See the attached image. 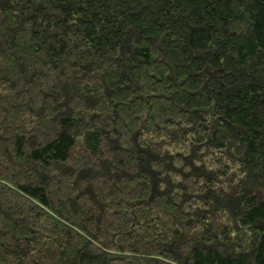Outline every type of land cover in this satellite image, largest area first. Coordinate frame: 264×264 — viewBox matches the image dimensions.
<instances>
[{"label":"trees","instance_id":"obj_1","mask_svg":"<svg viewBox=\"0 0 264 264\" xmlns=\"http://www.w3.org/2000/svg\"><path fill=\"white\" fill-rule=\"evenodd\" d=\"M0 264H264V0H0Z\"/></svg>","mask_w":264,"mask_h":264}]
</instances>
